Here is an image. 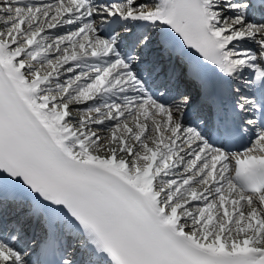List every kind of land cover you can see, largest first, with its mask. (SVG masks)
<instances>
[{
    "label": "snow or ice",
    "instance_id": "1",
    "mask_svg": "<svg viewBox=\"0 0 264 264\" xmlns=\"http://www.w3.org/2000/svg\"><path fill=\"white\" fill-rule=\"evenodd\" d=\"M0 264H264V0H0Z\"/></svg>",
    "mask_w": 264,
    "mask_h": 264
},
{
    "label": "rangeland",
    "instance_id": "2",
    "mask_svg": "<svg viewBox=\"0 0 264 264\" xmlns=\"http://www.w3.org/2000/svg\"><path fill=\"white\" fill-rule=\"evenodd\" d=\"M56 31L53 30V34H55Z\"/></svg>",
    "mask_w": 264,
    "mask_h": 264
},
{
    "label": "bare ground",
    "instance_id": "3",
    "mask_svg": "<svg viewBox=\"0 0 264 264\" xmlns=\"http://www.w3.org/2000/svg\"><path fill=\"white\" fill-rule=\"evenodd\" d=\"M55 31V30H54Z\"/></svg>",
    "mask_w": 264,
    "mask_h": 264
}]
</instances>
